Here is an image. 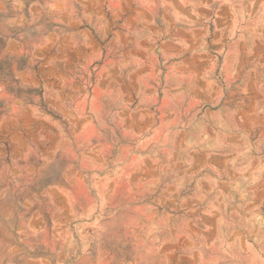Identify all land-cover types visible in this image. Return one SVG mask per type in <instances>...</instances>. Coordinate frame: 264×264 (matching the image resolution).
Segmentation results:
<instances>
[{
  "label": "rangeland",
  "instance_id": "374dc122",
  "mask_svg": "<svg viewBox=\"0 0 264 264\" xmlns=\"http://www.w3.org/2000/svg\"><path fill=\"white\" fill-rule=\"evenodd\" d=\"M0 264H264V0H0Z\"/></svg>",
  "mask_w": 264,
  "mask_h": 264
}]
</instances>
